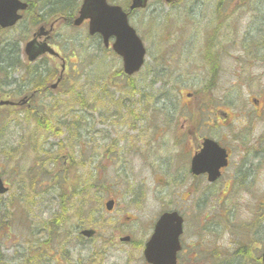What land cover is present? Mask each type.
I'll return each instance as SVG.
<instances>
[{
    "label": "rangeland",
    "instance_id": "rangeland-1",
    "mask_svg": "<svg viewBox=\"0 0 264 264\" xmlns=\"http://www.w3.org/2000/svg\"><path fill=\"white\" fill-rule=\"evenodd\" d=\"M128 1L109 0L125 9ZM31 2L44 9V14L52 9L67 11L70 16L78 14L83 0ZM69 6L74 7L66 9ZM34 18L27 15L15 29L0 32V69L8 68L0 70V101L25 89L29 74L31 79L35 72L42 79L49 77L45 80L49 84L60 69L53 58L44 57L32 65L25 59L23 47L32 37V27H38ZM130 23L147 49L143 71L131 79L121 76L123 63L119 57L112 51L105 53L98 37L89 38L87 26L76 28L64 22L57 25L52 44L67 60L68 73L77 69L80 75L64 85L62 95L43 97L36 108L46 112L56 106V119H82L81 128L73 132L62 128L61 136V128H57L55 136L50 137L36 119H28L22 111L0 109V172L9 188V193L0 197V264H104V260L92 259L96 246L84 241L83 245L72 243L77 226H92L86 205L96 202L100 217L108 219L101 204L115 196L121 211L128 199L123 195L125 189H119L131 183L141 190L134 195L147 197V210L155 212L152 199L167 200L177 194L176 180L187 176L185 171L167 170L171 156L180 160L191 145L188 140V146H173L172 121L201 119L206 111H210L209 116H222L220 124L225 121L224 112L230 114L228 119L241 116L230 129H217V125L209 129L211 138L228 135L241 151H234L233 169L218 185L186 180L182 194L190 192L195 201L209 198L212 217L221 223V230L237 224L231 231L244 236L242 248L230 247L231 237L222 236L224 254H233L228 258L230 263L256 264L253 258L259 257L261 264L264 119L255 117L264 115V0H180L173 6L154 0L147 9L133 12ZM8 45H12L11 54ZM210 51L215 52V58ZM214 59L217 63L212 62ZM213 74L218 75L212 78ZM210 90H214L212 96L208 95ZM254 100L259 101L258 105H253ZM69 112H73L72 118ZM144 119H160L156 127L167 131L159 143L165 144L152 142L154 132L146 131ZM69 121L63 123L68 125ZM67 133L81 136V146L75 150L78 162H82L81 181L89 175L97 181V195L91 197L89 191L83 194L79 189V196H73L65 192V185H58L64 178L60 157ZM156 147L162 151L153 153ZM135 148H141L139 153L134 152ZM109 149L117 153L110 158L119 156L122 162L110 165L108 155L105 157ZM100 165L105 168L100 169ZM28 191L30 207L22 204ZM256 205V216L251 217ZM126 211L133 214V210ZM226 211L232 212L227 225L217 215ZM250 222L253 233L242 231ZM65 233L71 235L69 244ZM253 237L258 241L255 248L250 242ZM248 242L251 252L245 249ZM126 257L125 249L114 251L105 264H128Z\"/></svg>",
    "mask_w": 264,
    "mask_h": 264
},
{
    "label": "flooded vegetation",
    "instance_id": "flooded-vegetation-1",
    "mask_svg": "<svg viewBox=\"0 0 264 264\" xmlns=\"http://www.w3.org/2000/svg\"><path fill=\"white\" fill-rule=\"evenodd\" d=\"M60 79H64L59 73ZM59 79H57L58 81ZM50 88L54 92H62V88L59 85L54 88V85H50ZM256 103V101H255ZM34 103L31 104V106ZM23 106H14L12 108H22ZM227 118V116H225ZM216 118H219L216 116ZM257 119L264 118V116H257ZM160 120V119H157ZM180 119L174 120V131L179 123H181V132L178 135L183 136L182 143L180 145L188 146L187 141L190 140L193 145V153H197L201 146L199 143V137L211 135L209 129L214 128L216 123L213 119ZM217 122L220 119H215ZM210 124V125H208ZM226 125L231 126L230 122H226ZM150 129L151 124L149 125ZM243 137V133H239ZM219 143L226 147L228 156L234 155L235 150L241 151L240 148L234 147L237 143L234 139L229 138H217ZM114 147V146H113ZM147 148V147H146ZM141 148H135L134 152L139 153ZM155 150H159L158 147ZM190 148H187L186 153H189ZM117 154V153H116ZM111 149L108 150V155H116ZM193 154V155H194ZM110 156V157H111ZM65 168L72 165L71 159L67 154L63 156ZM109 164L113 162H122L121 157H108ZM190 161L185 162L183 166H179L177 172L185 171L187 176L185 180H176V187L178 193H181L182 185L186 180H190L195 184V180H200L201 183H208L207 176L194 177L190 174ZM233 165L231 166V170ZM160 170V169H158ZM230 170V171H231ZM227 170H222V177L225 178L228 173ZM222 181V180H221ZM219 181V182H221ZM240 183V182H239ZM218 185V184H216ZM215 185V186H216ZM238 185V182H237ZM137 186H140L138 184ZM121 188L125 189V198L128 199L122 210L119 211V199L117 197L111 198L112 210L107 211L106 202L104 201L101 206L103 211L106 212L107 217H100L99 209H95L96 202H91L86 205V208L90 213V221L92 226L89 227L93 230L94 234L89 242L98 249L95 250V257L104 260V264L108 262L109 257L112 256L114 251L125 249L126 261L128 264H153L148 258L159 261V258L166 254H171L174 249L179 247L176 256V264H228V254H224L222 247L224 246L223 235L231 237L229 240V246H242V240L234 234L233 231L228 230L226 227L220 229L221 223L216 222L212 217V204L209 198L205 197L204 200L195 201V197L187 192L188 195H174L168 197V200H158L153 198L152 202L156 204V211H148L149 203L147 197L136 196L137 192L141 191L134 189L131 183L127 186L121 185ZM128 188V189H127ZM126 209L133 210V214L128 213ZM142 210V212L138 210ZM219 219L232 215V212L226 211L225 213L218 212ZM141 215V218L137 216ZM113 216V217H110ZM164 216H169L163 220ZM213 221V222H212ZM160 222H163V231L157 232V227ZM218 226V227H217ZM221 230L220 234L218 230ZM82 234V232H80ZM77 235V234H76ZM71 235L65 234L66 243L69 244V238ZM157 240H154V238ZM83 238L82 235H77V242ZM86 238V237H85ZM87 239V238H86ZM147 252L149 253L147 255ZM233 264V263H231Z\"/></svg>",
    "mask_w": 264,
    "mask_h": 264
},
{
    "label": "water",
    "instance_id": "water-1",
    "mask_svg": "<svg viewBox=\"0 0 264 264\" xmlns=\"http://www.w3.org/2000/svg\"><path fill=\"white\" fill-rule=\"evenodd\" d=\"M143 6L145 5L142 0H134L131 10ZM24 8L25 6L19 5L17 0H0V25L3 28L13 26L19 19L17 11ZM85 19L91 20L90 33L92 35L101 34L106 45L111 37L116 38L113 48L117 54L123 57L126 74L132 75L140 70L145 50L135 31L128 25L127 15L121 8L109 7L106 0H86L80 18L77 19L75 25H80ZM46 52L53 54L47 46L36 47L35 41L27 46V53L31 61H35ZM209 149L212 150L210 147ZM213 153L217 155V152L213 151ZM217 164L218 162L215 163V165ZM0 192H4L1 183Z\"/></svg>",
    "mask_w": 264,
    "mask_h": 264
},
{
    "label": "bare ground",
    "instance_id": "bare-ground-1",
    "mask_svg": "<svg viewBox=\"0 0 264 264\" xmlns=\"http://www.w3.org/2000/svg\"><path fill=\"white\" fill-rule=\"evenodd\" d=\"M67 11H65L64 13L66 14Z\"/></svg>",
    "mask_w": 264,
    "mask_h": 264
}]
</instances>
